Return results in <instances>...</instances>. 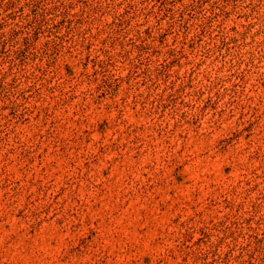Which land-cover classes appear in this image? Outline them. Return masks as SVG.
Here are the masks:
<instances>
[{
    "label": "rangeland",
    "instance_id": "obj_1",
    "mask_svg": "<svg viewBox=\"0 0 264 264\" xmlns=\"http://www.w3.org/2000/svg\"><path fill=\"white\" fill-rule=\"evenodd\" d=\"M0 264H264V0H0Z\"/></svg>",
    "mask_w": 264,
    "mask_h": 264
}]
</instances>
